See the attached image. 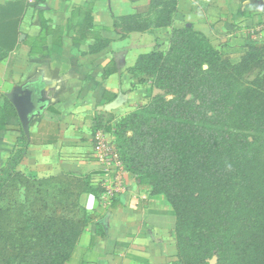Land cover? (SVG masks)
I'll use <instances>...</instances> for the list:
<instances>
[{"label":"crops","instance_id":"1","mask_svg":"<svg viewBox=\"0 0 264 264\" xmlns=\"http://www.w3.org/2000/svg\"><path fill=\"white\" fill-rule=\"evenodd\" d=\"M15 1L28 7L19 44L0 63V171L13 167L28 178L89 176L101 189L97 196L79 197L89 222L64 264H178L170 205L124 170L111 135L95 130V121L143 101L147 78L130 69L140 55L165 53L172 28L189 26L225 53L242 52L246 36L264 42V0H175L169 27L128 34L114 22L150 0L0 4ZM88 2L90 17L75 12ZM42 21L61 30L46 36L32 56L24 40L38 36ZM26 90L33 109L24 130L10 97Z\"/></svg>","mask_w":264,"mask_h":264},{"label":"trees","instance_id":"2","mask_svg":"<svg viewBox=\"0 0 264 264\" xmlns=\"http://www.w3.org/2000/svg\"><path fill=\"white\" fill-rule=\"evenodd\" d=\"M176 5L175 0H150L147 7L136 8L134 15L116 20L114 27L124 34L169 27ZM92 6L88 2L75 12L90 17ZM27 7L24 1L0 4V63L19 44V28ZM60 30L42 21L38 36L24 40L30 54L38 55L46 36ZM242 50L264 54V42L246 36ZM225 55L191 27L172 28L165 53L155 50L140 55L130 69L136 76H152L144 103L114 124L104 117L95 121V130L111 135L124 170L138 181L142 177L148 180L150 194L164 196L170 205L176 220L178 264H209L213 257L216 264H232L229 253L236 243L228 235L225 238L229 241L218 237L213 229L203 232V219L213 211L191 214L177 201L182 193L188 192L182 180L184 160L199 147L202 130H212L202 123L204 119L196 116L202 101L187 97L201 95V99L207 98L215 106L219 104L218 85L211 79L227 70L229 62ZM209 124L214 128V122ZM9 189L20 190L22 200L12 197ZM100 192L89 176L28 178L13 167L2 169L0 202L7 200V203L0 206V264H64L89 222L79 197L97 196Z\"/></svg>","mask_w":264,"mask_h":264},{"label":"rangeland","instance_id":"3","mask_svg":"<svg viewBox=\"0 0 264 264\" xmlns=\"http://www.w3.org/2000/svg\"><path fill=\"white\" fill-rule=\"evenodd\" d=\"M249 51L226 52L227 70L211 79L218 85L217 106L201 95L187 97L202 101L196 116L212 130H202L199 147L184 160L182 180L188 192L177 200L191 214L213 211L203 219V232L213 229L236 243L229 253L232 264H264V54ZM145 77L149 89L152 76ZM146 95L133 110L105 119L114 124L143 104ZM140 182L149 185L144 177ZM9 192L22 200L20 190ZM208 263L216 264V258Z\"/></svg>","mask_w":264,"mask_h":264},{"label":"water","instance_id":"4","mask_svg":"<svg viewBox=\"0 0 264 264\" xmlns=\"http://www.w3.org/2000/svg\"><path fill=\"white\" fill-rule=\"evenodd\" d=\"M10 101L17 111L22 128L26 130L27 116L32 112L33 109L32 103L30 101V92L26 90L22 96H12L10 97ZM115 106L116 104H113L110 106V108H114Z\"/></svg>","mask_w":264,"mask_h":264},{"label":"built area","instance_id":"5","mask_svg":"<svg viewBox=\"0 0 264 264\" xmlns=\"http://www.w3.org/2000/svg\"><path fill=\"white\" fill-rule=\"evenodd\" d=\"M101 147V146H100Z\"/></svg>","mask_w":264,"mask_h":264}]
</instances>
